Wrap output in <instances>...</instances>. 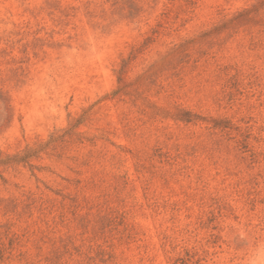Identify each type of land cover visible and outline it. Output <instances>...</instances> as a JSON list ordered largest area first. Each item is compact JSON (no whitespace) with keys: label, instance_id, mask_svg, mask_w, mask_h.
I'll return each mask as SVG.
<instances>
[{"label":"rangeland","instance_id":"374dc122","mask_svg":"<svg viewBox=\"0 0 264 264\" xmlns=\"http://www.w3.org/2000/svg\"><path fill=\"white\" fill-rule=\"evenodd\" d=\"M0 264H264V0H0Z\"/></svg>","mask_w":264,"mask_h":264},{"label":"trees","instance_id":"16d2710c","mask_svg":"<svg viewBox=\"0 0 264 264\" xmlns=\"http://www.w3.org/2000/svg\"><path fill=\"white\" fill-rule=\"evenodd\" d=\"M118 81V87H121V82H122V78L120 76H118L117 78ZM121 88H118L116 91L112 92L110 94L111 97L116 96L119 92H120ZM108 97V96H107ZM93 108V106H90L89 108H87L86 110H84L82 112V114H80L78 117L72 119V121L70 122V125L62 132L61 135L57 136L55 134L56 133H51L48 137V140L43 143V144H39L36 146H26L24 151L16 156H13L11 158H8L7 160H4L2 163L3 164H8V163H27L31 158H34L35 156H37L39 153H41L44 149H46V147H48L50 144L54 143L56 140H58L59 138H61L62 136L72 133L74 131V129H76L78 126H80L87 114L89 113V111ZM183 116L185 117L184 120L188 121V119L191 118V114L189 112H185L183 113Z\"/></svg>","mask_w":264,"mask_h":264}]
</instances>
